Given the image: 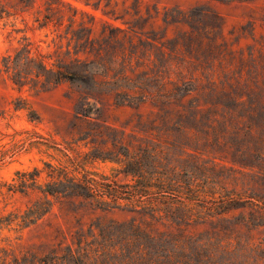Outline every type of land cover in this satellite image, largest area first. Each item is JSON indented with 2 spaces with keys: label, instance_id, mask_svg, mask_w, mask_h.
<instances>
[{
  "label": "rangeland",
  "instance_id": "obj_1",
  "mask_svg": "<svg viewBox=\"0 0 264 264\" xmlns=\"http://www.w3.org/2000/svg\"><path fill=\"white\" fill-rule=\"evenodd\" d=\"M196 7L219 15L222 32L201 31L199 36L184 23L165 22L168 11L189 13ZM111 30L127 48L130 40L139 44L141 39H156L152 53L127 62L128 75L136 78L147 72L165 78L170 89L185 80L195 82L200 91L194 97L209 117L207 127H200L197 135L190 121L178 116L182 108L177 105L165 110L151 101L140 107L117 106L109 97L92 101L95 109L85 117L79 114L83 102L76 86L66 82L45 90L30 80L16 84L13 69L6 67L7 60L26 51L58 70L62 61L70 62L85 48L81 44L89 37L102 40ZM184 34L195 37L197 45L204 41L209 60L202 52L190 55L185 49L171 53L164 48L174 68L157 75L158 49ZM206 36L215 41L209 45ZM220 50L227 56H219ZM229 102L235 104L232 111L226 107ZM158 135L165 148L171 147L167 162L196 173L192 188L197 193L187 201L189 220L178 225L167 218L158 221L125 202L105 209L91 200L62 196L50 197L48 213L25 219L41 197L31 186L36 171V186L43 188L72 178L97 186L106 180L133 184L125 172L126 157L112 154L117 151L113 137L125 145L133 142L132 149H137L157 142ZM24 175L29 186L21 189ZM232 191L246 207L207 214L206 206H221ZM242 216L255 225L237 221ZM110 221H135L153 234L226 233L234 244L258 249L250 264H264V0H0V263L65 249L76 242L77 232Z\"/></svg>",
  "mask_w": 264,
  "mask_h": 264
},
{
  "label": "trees",
  "instance_id": "obj_2",
  "mask_svg": "<svg viewBox=\"0 0 264 264\" xmlns=\"http://www.w3.org/2000/svg\"><path fill=\"white\" fill-rule=\"evenodd\" d=\"M170 20L174 23H184L190 27L192 34L197 33L199 36L201 31L207 35L216 31L222 32L224 25L219 15L205 7H196L189 13L179 10L168 11L165 22ZM206 37L210 41L209 45L215 41L210 36ZM194 38L184 34L183 38L168 42V47L163 43L158 49L159 53L155 54L158 61L154 62L157 75L167 70L170 73L174 68L173 63L166 59L164 48L171 53L178 49H185L190 55L194 51L202 52L208 61L210 56L206 58L207 54H204L208 50L204 49V41L197 45ZM153 42H156V39H153ZM153 42L141 39L139 44H136L134 40H130L127 48L111 30L110 36L102 40H91L89 37L81 44L85 48L76 52L70 62L62 61L58 70L49 68L26 51L19 52L13 61L7 60L6 67L13 69V81L16 84L25 85L30 80L37 85L41 84L45 90L56 88L66 82L76 86L81 93L80 101L83 102V113L79 114L85 117H89L88 113L95 109L92 101L99 102L101 97L113 98L117 106L140 107L151 101L155 106L165 110L177 105L182 108L178 116L188 119L192 125L191 129L197 131L198 135L201 132L200 127H207L209 120L203 113L205 109L194 97V94L200 91L199 85L185 80L170 89L168 83L164 82L165 78L156 79L147 72L139 74L136 78L128 75L127 62L130 60L132 64L134 59L139 62L149 52L152 53L156 48ZM139 52L142 57L139 56ZM219 56H227L226 50H220ZM197 59L200 61L201 57ZM149 60H152V54L149 55ZM186 100L189 103L188 107L185 105ZM234 105L233 102H229L226 107L231 110ZM184 112H188L189 115L186 113L184 115ZM166 113L170 114L171 110L168 109ZM178 125L180 128L184 127L181 120ZM160 138L158 135L157 142L153 144L148 142L139 145L137 149H132L133 142L125 145L123 141L120 142L113 137V146L117 151L112 154L126 157L125 172L133 177V184L106 180L97 186L91 180L82 182L72 178L43 188L36 186L35 176L40 174L36 171L31 176L34 180L31 186L39 190L41 197L26 214L25 219L33 221L35 217L48 213L52 206L50 197L62 196L91 200L105 209L120 208V204L125 202L127 206L141 207L143 212L158 221L167 218L178 225L189 220L188 214L192 213V210L187 201H193L190 196L197 193L192 188L196 173L186 170L189 166L179 169L167 162L166 153L171 147L165 148ZM28 186V180L24 175L20 187L23 189ZM235 195L233 191L228 192L227 199L222 200L221 206L216 208L215 205L206 206L207 214L211 215L213 209L225 208L221 213L218 212L223 215L225 211L239 208V205L246 207L247 203L242 202L240 198L237 199ZM241 219L247 227L255 225V220H246L245 216H242L237 221ZM257 252L258 249L249 247L248 244L242 242L234 244L232 237L226 236V233L224 236L211 233L190 236L184 232L153 234L142 229L135 221H110L93 224L87 233L84 230L77 232L76 242L65 249L52 248L42 254L27 253L15 258L11 263L0 264H250L252 255Z\"/></svg>",
  "mask_w": 264,
  "mask_h": 264
}]
</instances>
